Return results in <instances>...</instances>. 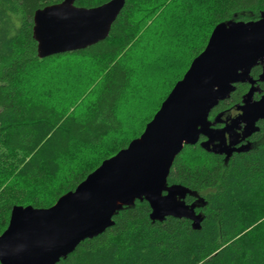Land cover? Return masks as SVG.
I'll use <instances>...</instances> for the list:
<instances>
[{
	"label": "trees",
	"instance_id": "16d2710c",
	"mask_svg": "<svg viewBox=\"0 0 264 264\" xmlns=\"http://www.w3.org/2000/svg\"><path fill=\"white\" fill-rule=\"evenodd\" d=\"M56 1L0 0L1 231L8 224L12 205L50 204L37 195L27 201L25 182L41 190L57 180L55 201L98 167L101 159L126 146L127 141L118 145L110 139L120 126L116 105L129 82L123 53L137 43L141 28H146L164 4L170 2L173 14L188 24V34L199 31L198 44L187 49L191 57L201 52L218 21L255 20L264 10V0H125L104 39L70 50L92 57L91 65L96 67L92 84L99 73L100 83L93 100L91 95L80 94L77 101L64 106L49 97L47 88L53 90V86L43 61L50 56H36L31 36L33 10ZM73 1L76 6L88 7L106 2ZM263 64L264 57L263 63L250 68V74L257 77ZM248 86L247 82H236L230 95L220 99L208 115L233 109ZM261 92L255 91L253 97ZM89 100L90 106L84 109ZM109 140L110 152L94 163L61 170L74 146L106 147ZM201 142L183 144L172 159L166 180L167 185L175 183L188 189L184 201L194 203L195 212L202 215L197 229L191 228L187 217L170 215L152 220L149 203L135 198L115 210L111 225L98 235L79 240L56 264H264V235L260 226L252 224L260 221L264 226V121L252 130L248 143L242 144L244 149L227 156ZM190 149L198 150L201 158L189 160L185 151ZM9 174L15 183L4 184Z\"/></svg>",
	"mask_w": 264,
	"mask_h": 264
},
{
	"label": "water",
	"instance_id": "95a60500",
	"mask_svg": "<svg viewBox=\"0 0 264 264\" xmlns=\"http://www.w3.org/2000/svg\"><path fill=\"white\" fill-rule=\"evenodd\" d=\"M123 3L106 0L88 7L59 0L39 6L32 12L31 24L36 56L80 50L104 39ZM207 37L138 137L101 159L52 204L10 207L8 224L0 233V264H56L79 240L111 225L115 210L135 198L149 203L152 220L187 217L191 228L199 227L202 215L195 212L194 203L183 199L188 189L166 184L168 169L183 144H194L200 134L223 137L242 123L245 136L264 118V92L253 97L257 80L249 74L252 66L263 63L264 10L255 20L218 21ZM258 76L264 80V64ZM239 81L249 84L237 105L239 111L221 128L210 127L208 111ZM214 149L227 156L244 147H232L223 137Z\"/></svg>",
	"mask_w": 264,
	"mask_h": 264
},
{
	"label": "rangeland",
	"instance_id": "374dc122",
	"mask_svg": "<svg viewBox=\"0 0 264 264\" xmlns=\"http://www.w3.org/2000/svg\"><path fill=\"white\" fill-rule=\"evenodd\" d=\"M188 29V24L173 14L170 2H167L162 6L160 12L149 20L146 28H141L137 43L133 47L127 48L123 53L122 58L129 70V82L125 87L124 96L116 105V116L120 126L113 130L110 138L115 139L118 145L139 136L142 127L157 110L159 103L165 98L172 84H175L178 76L187 70L192 58L187 49L201 38L198 30L188 34ZM91 58L89 55H78L73 51H67L54 54L43 61L45 68L50 70L48 73L51 75L52 82L50 84L53 86V90H50L51 87L47 89L53 102L69 106L70 102L77 101L80 94L87 98L91 95L90 99H94V93L100 83V73L97 75L95 83L92 84L96 67L91 65ZM46 81L47 78L44 76L43 84ZM256 89L258 92V87ZM90 102L91 100L84 109L90 106ZM212 121L214 120H209V124ZM112 140L106 141V147L105 145H98L97 148L89 145L74 146L71 155L64 158L65 164L62 162L61 170L66 169V166L78 169L94 163L101 155L110 152ZM209 143L201 142L202 146L206 148H218L220 145V142ZM185 154L189 160L201 158V154L196 149L185 151ZM12 182L15 183L13 175L9 174L5 178L4 184ZM55 183L57 180L49 188L43 187L40 190V188L30 187L25 182V188L29 194L27 201L37 195L44 204L49 202L52 204L55 202L53 200ZM252 224L260 226V232L264 235V226L260 221ZM2 231L0 230V233Z\"/></svg>",
	"mask_w": 264,
	"mask_h": 264
},
{
	"label": "flooded vegetation",
	"instance_id": "af4514ba",
	"mask_svg": "<svg viewBox=\"0 0 264 264\" xmlns=\"http://www.w3.org/2000/svg\"><path fill=\"white\" fill-rule=\"evenodd\" d=\"M249 74H250V70H249ZM251 76L253 78H255V80H257L254 82V84L258 87V89H259L258 92H260V91L264 92V80L259 81L258 76L257 77H255L253 75H251ZM246 82H243V83H246ZM260 82H263V87L259 88ZM239 102L234 103L235 105L233 106V109H231V110H229V109H227L226 111L220 110V111H218V113H216V114L213 113L211 116H209L207 114V119H209L210 121L214 120V121H212V123L209 124V126L215 128V129H218V128H221V126H223L225 123L230 122V119L239 111L237 109V105ZM209 111H208V113H209ZM261 121H264V118H261L260 120L255 122V124L258 126V124ZM241 129H242V123H240L237 127H234V129L230 130V132L225 131L224 136H223L225 139V142L229 141L231 143L232 147L243 146L242 144L244 142H245V144H246V142L248 143L249 136L252 135V131H251V133H248V135L244 136L243 131ZM223 137L222 136L218 137L216 135H213L211 137L206 138V136L200 134V136L198 137L196 142H198L199 140L202 139L204 142H207V143L210 142L209 144H217L221 141V139H223Z\"/></svg>",
	"mask_w": 264,
	"mask_h": 264
}]
</instances>
